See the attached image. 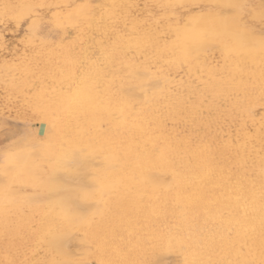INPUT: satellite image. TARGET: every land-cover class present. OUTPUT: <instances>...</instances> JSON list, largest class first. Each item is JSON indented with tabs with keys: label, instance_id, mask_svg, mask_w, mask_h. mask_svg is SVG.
<instances>
[{
	"label": "rangeland",
	"instance_id": "374dc122",
	"mask_svg": "<svg viewBox=\"0 0 264 264\" xmlns=\"http://www.w3.org/2000/svg\"><path fill=\"white\" fill-rule=\"evenodd\" d=\"M242 1L244 5L241 4ZM167 2L169 1L162 4L159 0H0V193L8 192L5 198H0V209L6 212V218L13 220V211L19 207L23 212L22 221L28 224V228H23L17 234H0V264H93L95 249L89 232L91 226L99 223L101 219V200L113 195L112 185L126 187L139 194L141 190L147 192L152 206L159 199L167 197L174 216L177 219L183 218V210L175 198L177 184L169 176L166 162L184 157V149L169 159H163V162L157 159L141 162L139 158L125 157L127 152L122 142L130 129L103 109L108 105V108L117 109L118 103L124 104L139 118L157 117L160 127L153 136L158 143H161V138H169L185 147L201 144L202 147L212 148L211 158L217 162V168H223L231 177L255 175L256 155L264 152V93L260 98L261 102L259 100L248 110L244 104L248 103L250 94L253 95L254 91L248 90L243 94L238 90H227L229 94L226 91L212 94L208 92V77L205 74L189 72L202 63L208 73L230 68L229 72L234 69V75L237 73L235 76L239 78V82L254 85L264 77V68L258 63L255 68L242 72L234 60L237 51L220 40H214L205 49L193 47L192 51L196 55L187 57L188 61L171 44L190 39V19L197 14L203 20H219L232 16L237 20L240 29L254 37H260L264 35V0H232L229 7L217 0ZM171 30L174 31L171 33ZM153 38L155 42L163 43V53L150 49L148 42H152ZM196 85L201 86L202 90ZM85 88L90 90L92 102L75 108L76 110L71 109L72 98L83 94ZM148 90L152 92L149 93ZM189 92L192 93L188 95ZM107 97L111 98L105 101L103 98ZM183 100L185 103H182ZM203 102L205 104H201ZM241 103L248 112L245 111L244 116L237 109V105ZM158 106L159 109H155ZM171 113L173 114L170 115ZM167 119L170 121H166ZM257 132L260 133L258 139L255 138ZM252 147L255 152L250 153ZM239 150L249 153L245 154L243 163L234 154ZM77 156L82 157L88 169L77 163ZM153 161L157 168H148L149 164H154ZM120 169L124 171L122 178H105V174L109 175ZM47 171L54 174L51 182L43 176ZM63 173L67 177H62ZM58 176L64 180L58 179ZM80 177L88 181V184L82 183ZM142 178L143 183L139 187L138 181ZM84 184L85 187L82 186ZM63 188L69 189L72 195L77 189L79 202L84 205L82 209L85 210H81L82 214L70 213L65 226H58L52 235H41L36 244L32 235L41 219L29 213L28 209L51 207L55 201L63 199V196H52ZM71 194L65 195L69 197ZM212 219L213 224L219 222L216 217ZM174 231L176 230L170 218L159 223L141 220L127 227L119 223L110 224L98 239L100 244H109L102 253L101 264H183L180 261L184 259L183 241ZM165 233L167 237L162 244L161 255H154L152 248ZM223 233L234 240L236 232L233 226L225 227ZM236 243L245 247L246 251L233 250L230 260L238 259L237 262L241 264H264V240H259L255 245L247 235ZM220 256L217 253L214 259L216 257L218 261L223 258Z\"/></svg>",
	"mask_w": 264,
	"mask_h": 264
},
{
	"label": "bare ground",
	"instance_id": "6f19581e",
	"mask_svg": "<svg viewBox=\"0 0 264 264\" xmlns=\"http://www.w3.org/2000/svg\"><path fill=\"white\" fill-rule=\"evenodd\" d=\"M161 1H162V4H163V2H166V1H169L170 2V0H159V2H161ZM217 1H219L222 4H224L226 7H229L231 5V2H232V0H217ZM254 1H256V0H254ZM169 2H167V3H169ZM245 3H246V1H245ZM171 4H172V2H171ZM241 4H243V1H242ZM258 5H260V4H258ZM239 7H240V5H239ZM257 9H258V6H257ZM226 10H228V9H226ZM228 11H230V10H228ZM219 15H220V13H219ZM222 15H224V14H222ZM79 16H81V15H79ZM196 16L195 17L193 16V18H191V19L189 18L190 19V26L189 27H191V28H188V29H191V32H192L191 33L192 35H190L191 36L190 39L183 38L185 40H183V41H180L179 40L178 42L171 44V45H173L174 49L180 51L179 53L182 55V57L186 58V61H188L187 60V57L190 58V57H192V56L194 57L196 55V53H194L195 51L194 50L192 51L193 47H201V48H204L205 47V48H208L210 46V44L212 42H214V40H216V41L217 40H220L224 44L229 45L230 47H232L234 50L237 51V55L235 54L236 57H235L234 60H235V62L237 64H239V66L241 67V71L242 72H246L250 68H255L256 64H258V63L264 68V35H261L260 37H254V36L250 35L248 32L243 31L242 29H240V25L238 24L237 20L235 18H233L232 16H229L228 18H224V19H219V20H217V19H215V20H203L201 18H198V16L197 17ZM189 17H191V15H189ZM183 21H185V20H183ZM187 23H188V21H187ZM173 24L175 25V23H173ZM243 24L245 25V23H243ZM177 25H178V23H177ZM175 30L179 32V30H177V29H175ZM173 31L171 30V33ZM186 31H188V30H186ZM174 37H172V38H174ZM152 40H153L152 42L151 41L148 42L150 44V49L153 52L158 51L159 53H161L162 50H164V49H162L163 48V43H161V42L159 43L157 41L155 42L154 41V38ZM147 41H148V39H147ZM172 41H174V39ZM165 44H167V43H165ZM241 45H243V47H241ZM146 48H144V50ZM146 51H148V49ZM220 51H221V49H220ZM229 53L231 54V52H229ZM192 54H194V55H192ZM148 56H149V54H148ZM184 62H182V63H184ZM191 62H192V60H191ZM228 62H230V61L228 60ZM179 63H181V61ZM187 63L188 62H186V64ZM197 64L198 63H196V65ZM223 64H225V63H223ZM146 65H148V64H146ZM169 65H171V63ZM182 65H180V66H182ZM230 65L231 64L229 63V66ZM226 66H225V68H226ZM205 68H204L203 63H202V65L197 66V68H195V67L192 68V70L189 73L199 72V73L205 74L208 77V81H207L208 87L207 88H208V92L209 93L215 94L217 92H220V93L222 92L223 93V92L226 91L225 93L229 94L227 92V90H235V91L238 90V91L243 92V94H245L248 90H252V91H254V94L253 95L250 94L251 96L249 97L248 103L244 104L245 107L248 110H251L254 107V105L260 100V98L263 97V94L262 93H264V77L261 79V82L256 83L254 85H251V84L248 85L247 83H241V82H239L240 81L239 78L235 76L237 73L235 75L233 73L234 72V69H233V71H230V72H229V69L230 68L229 69L226 68L225 70H222L221 69L217 73H214V72L213 73H208L209 71L207 70L208 72H206L205 71ZM152 70H154V69L152 68ZM255 73H257V72H255ZM136 74H138V72ZM239 74L240 73H238V76H239ZM152 75H154V74H152ZM249 76H250V74H249ZM139 77H141V76H139ZM259 78H261V77H259ZM156 80H153V81H156ZM157 81H159V80H157ZM193 81L195 82V80H193ZM167 83H168V80H167ZM153 84H154V82H153ZM155 85H156V83H155ZM167 86H168V84H167ZM196 87L197 88L200 87V89H201V86H197L196 85ZM88 88H85L86 90H84V93L81 94L80 96H78V97L76 96V97H73L72 98V101H71L72 102L71 109L81 108L83 105H87V104H89V103L92 102V96L90 95V92H89L90 90ZM132 89H134V88H132ZM187 89H189V88H187ZM122 90H123V88H122ZM151 90L150 91L148 90L149 93L152 92ZM155 90H157V89H155ZM158 90H160V89H158ZM196 90L198 91L199 89H196ZM194 91H192V92L194 93ZM192 92H189L188 95H190ZM229 92H231V91H229ZM139 93H140V91H139ZM127 94H129V93H127ZM181 94H182V92H181ZM125 95H126V93H125ZM185 95L187 96L186 93H185ZM206 95H208V93ZM224 95L226 96V94H224ZM201 96H202V94H201ZM209 96H211V95L209 94ZM231 96H228V97H231ZM176 97H177V99L180 98V97L178 98L177 95H176ZM193 97H195V95H193ZM203 97H205V96H203ZM110 98L107 97V98H103V99L105 101H107ZM159 98H161V97H159ZM217 99H219V97H217ZM135 100H137V99H135ZM163 100H165V99H163ZM184 100H183L182 103H185ZM191 100H193V98ZM200 100L202 101V98ZM225 100H227V99L225 98ZM140 101H141V99H140ZM219 101H221V100H219ZM259 102H261V100ZM114 103H115V101H114ZM161 103H163V102H161ZM227 103H228V101H227ZM227 103H225V104H227ZM201 104H205V103L203 102ZM206 104H207V102H206ZM96 105H97V103H96ZM115 105H116V103H115ZM194 105L196 106V103ZM109 106L110 105H108V107ZM185 106H186V104H185ZM187 106H188V104H187ZM197 106H198V104H197ZM108 107L103 108V109L106 110L107 113L113 115L114 118L116 117L117 120L121 124H125V125H128L129 126V129L130 130L128 131V133L126 134V136H125V138L123 139V142H122V145L124 146V148H125V150L127 152V154L125 155V157L127 156V158H128V156H129L130 158L131 157L132 158L135 157L136 159L139 158V160L141 162H144V161H152L153 159H157L158 161H162L163 162V159H166V158L169 159V157L173 156L178 151L184 149V151H185V156L183 155L184 157H182V158L180 157L181 159H176V158L169 159L168 162H166V164H167L166 165L167 172H168L169 176L172 178V180L174 179L175 183L177 184V188L178 189H177V194H176L175 198H176V201L178 203V206L183 210V212L182 211H180V212H182L184 216H182L183 217L182 219H179V218L177 219L174 216L173 210H172V208H171V206L169 204V201H168V198L167 197L166 198L159 199V201L158 202L156 201L157 203L156 204L154 203L153 206H152L151 203H150V199H149V196H148L147 192H144V191L141 190V192L139 194V193H137L135 191H132V190L124 187L125 185L123 186L124 188H121V187L119 188L117 185H112L113 195L110 198L102 199L101 200L102 206H103L101 219H100L99 223L94 224V225L91 226V229H90V232H89V236L91 238L92 244H93L94 249H95V251L93 253L94 263L95 262H97V263L100 262V264H101V256H102V253H104L105 247L107 245H109L108 242H106L104 244H100L99 243V240H98L100 234L103 233V231H105L107 229V226L108 225L114 224V223L115 224L116 223H119V224H123V226L127 227V226L133 224L134 222H138V221H141V220H150V221H154V222H158L159 223L161 221H164V219H166V218H170L172 220V225L175 227V230H176L174 232H176V235L179 237V239L181 241H183L182 242V248H183V256H184V259L180 260V261H182L181 263H183V264H241L240 262H237L238 259H237V261H232V260H230V257H229L230 255H232L231 253L233 252V250L246 251V248L243 247V246L240 247L236 243V241H242V239L245 238L247 235L249 236V239L251 240V242L253 244H255V245L258 244L259 240L260 241H261V239L264 240V152H260L261 154L256 155L257 156L256 157V165L254 167L256 173H255V175L253 177H252V175H233L231 177V174H229V172H228V174H226L224 172L223 168H219V169L217 168V165H216L217 162L214 159L211 158V155L213 153L212 148L202 147V146H200L201 144L200 145L199 144H196V145H193V146L185 147V146H182V144H180L179 142H177V141H175L173 139H169V138L168 139L167 138H161V143H158L156 141L155 137L153 136L154 132L156 130H158L159 127H160L159 122L156 120L157 117H156V119H153L152 116H148L147 118H145V116L143 118H139V117H137V116L134 115V112L131 111L132 109H130V108L128 109V108H126L124 106V104H120V103L117 104V109H111L112 107L111 108H108ZM180 107L181 106H179V108ZM227 107H229V106L227 105ZM245 107L243 106L242 103L237 105V109L239 110V112H240V114L242 116H244L245 113L247 112L245 110ZM173 108H175V107H173ZM196 108H198V107H196ZM155 109H159V106L156 107ZM184 109H186V108H184ZM191 109H193V108H191ZM167 110H172V109H168L167 108ZM174 110H176V109H174ZM199 110H201V109H199ZM54 112H55V110H54ZM165 112H167V111H165ZM174 112H176V111H174ZM184 112H186V111H184ZM178 113H179V111H178ZM166 114H168V113H166ZM172 114L173 113H171L170 115H172ZM198 114H200V112ZM217 115H219V114H217ZM176 116H179V114L176 115ZM187 116H189L188 113H187ZM182 117H184V116L182 115ZM54 118H56V117H54ZM62 118H63V116H62ZM201 119H202V117H201ZM95 120H96V118H95ZM168 120L169 119H167L166 121H168ZM171 121H172V118H171ZM178 122H180V121H178ZM224 122H226V121H224ZM173 123H176V122H173ZM200 123H199V125H201ZM203 123L205 124V122H203ZM211 123H212V121H211ZM208 125H210V124L208 123ZM218 125H219V123H218ZM122 127H124V126H122ZM175 127H176V125H175ZM193 127H195V126H193ZM207 129H208V127H207ZM202 130H204V128ZM195 132H197V131H194V133ZM198 134H201V133H198ZM210 134L212 135V133H210ZM245 136H246V134H245ZM247 137H248V135H247ZM259 137H260V133H258V132L255 133V138L258 139ZM194 139H195V137H194ZM262 140H263V138H262ZM102 141H103V139H102ZM191 142H193V141H191ZM196 142H197V140H196ZM196 142H194V143H196ZM108 143L110 144V142H108ZM217 147H219V146H217ZM98 151H99V149H98ZM251 152L252 153L255 152L253 147L251 148L250 153ZM82 153H83V151H82ZM234 154H235V157L237 158V160L239 162H242L243 163L245 161V159H244L245 154H249V153L245 152L244 150L243 151H240L239 150V151H237V153L235 152ZM214 156H216V155H214ZM75 157H76V154H75ZM83 158H85V157H83ZM77 161H78L77 163L80 166L81 165H85L84 167L85 168L87 167V164H85V162L82 159V157H80V158L78 157V160ZM153 163L154 164H152V163L149 164V167L148 168H150V169H156L157 168V164H155L154 161H153ZM158 164L160 165V163H158ZM65 169H66V167H65ZM86 169H88V168H86ZM89 169H91V168H89ZM116 170H117V168H116ZM122 171H123V169L122 170L120 169L118 171H114L113 173H110L109 175L105 174L104 176L107 179L112 178V177H114V178L116 177V179L122 178V173H124V171L123 172ZM82 172H84V171H82ZM141 172H143V171L141 170ZM71 175H73V174H71ZM43 176H45V178L48 179L51 182V179L53 178L54 174L51 171H47L46 173H44ZM61 176L62 177H67V175L65 173L61 174ZM81 177H83V176H81ZM60 178L61 177L58 176V179H60ZM8 179H10V177ZM61 179H63V178H61ZM63 180H59V181H63ZM80 180H81L82 183L88 184L87 183L88 181L86 182V181L82 180V178ZM142 180H143V178L141 179V181H138V186L139 187L142 186V183H143ZM230 180H232V182H230ZM72 181L73 180L71 179V182ZM89 182H90V180H89ZM104 182H106V180ZM62 183H64V182H62ZM74 183H75V181H74ZM169 183H171V182H169ZM2 184H4V183H2ZM110 184H111V182H110ZM124 184H127V183L125 182ZM66 185H69V184H66ZM82 186L85 187V184L82 185ZM92 189H94V188H92ZM76 190H75V192H72L73 193V195H72L71 192L69 191V189H67V188L60 189V192L59 193H57L56 195H52V196H61V197L63 196V199H59V200L55 201L51 205V207H47V208L40 207V208L28 209V212L29 213H32L33 215H37L41 219V222L38 224V227H37L36 232L32 235V240L36 244L39 242L41 235H44V234H50V235H52V234H54V232L56 231L55 229L58 226H62V225L65 226L66 225L65 223L67 222V217L69 216L70 213H81V210H85V208L82 209L84 207V205H82L79 202V198H78V194L76 193L77 192ZM82 191H85V190H82ZM7 194H8V192H6V191L1 192L0 193V198H5L7 196ZM19 194H22V193H19ZM65 194L66 195L67 194H71V196L67 197L68 195L66 196ZM93 196H95V195H93ZM164 196L165 195H163V197ZM166 196H167V192H166ZM53 200H55V198ZM39 201H41V200H39ZM87 204H88V202H87ZM13 212L15 214V219L10 220V219H8V218L5 217V213L6 212L3 209H0V234H2V235H12L13 234L14 235V234L19 233V231L22 230L23 228H25V227L28 228V224L27 223H24L22 221V219H24V218H21V216H22L21 214H23V212L21 211V209L19 207H16ZM178 217H179V215H178ZM213 217H216V219H218L219 222L216 223V224H213L212 223V220H213L212 218ZM80 219H82V218H80ZM229 225L233 226L234 231L236 232L235 233V238H234L235 241L234 240H231L229 236L224 235V233H223V229L225 227L229 226ZM231 230L233 232V229H231ZM229 234H232V233H229ZM166 237H167V234L165 233V234L161 235L158 238V243L157 244H154V246L152 248L153 249L152 250V253L154 255L155 254L158 255V256L161 255L160 254V251L163 249L162 248V244H163L164 240L166 239ZM73 241H75V240H73ZM65 242L67 243V241H65ZM80 242H81V240H80ZM245 242H246V240H245ZM139 243H141V242L139 241ZM150 243H153V242H150ZM240 243H242V242H240ZM246 245H247V243H246ZM174 247H175V245H174ZM178 250H180V249H178ZM63 251H65V250H63ZM217 253H218V255H221L223 257V258H221L218 261H217V258L216 257L214 259V256ZM244 257H246V256H244ZM178 258L180 259V257H178ZM253 258H255V257H253ZM6 259L7 258L5 257V260ZM246 259H247V257H246ZM161 261L162 260H160V262ZM2 264H3V262H2Z\"/></svg>",
	"mask_w": 264,
	"mask_h": 264
}]
</instances>
